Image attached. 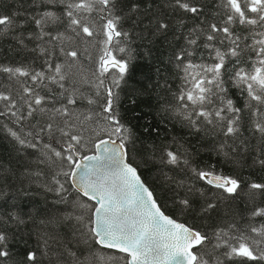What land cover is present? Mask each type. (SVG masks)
I'll return each mask as SVG.
<instances>
[{
  "label": "snow or ice",
  "instance_id": "snow-or-ice-1",
  "mask_svg": "<svg viewBox=\"0 0 264 264\" xmlns=\"http://www.w3.org/2000/svg\"><path fill=\"white\" fill-rule=\"evenodd\" d=\"M40 3L45 4L46 0ZM218 3L222 10V14L217 13L221 15L220 22L209 23L201 33L206 40L202 47L207 50L201 62L190 59L192 52L187 49L175 57L182 74V87L174 95L175 103L167 108L190 128L199 131L202 126H211L213 133L218 131L225 140L221 148L228 140H239L243 130H250L264 141V0H218ZM47 4L63 5V10L58 14L46 5L38 15H32L31 22L39 30L35 38L48 37L49 42H57L62 60H51L53 53L40 48L41 55L49 57L41 70L0 64V73L6 74L10 82L8 85L0 82V89H4L0 90V117H12L19 124L37 113L48 114L49 122L40 131L61 147L57 149L53 143H45L43 147L67 165V170L58 175L75 182V191L85 198L78 207L91 213L87 221L84 215L76 217L84 224V243L91 240L99 249L120 254L117 257L85 250L77 255L69 249L60 260L64 264H118L119 261L223 264L222 255L233 264L264 262V206L251 210L246 229L238 228L235 223L218 228L213 233L216 238L213 245L206 234L167 214L142 180L129 148L131 129L123 123L116 107V89L130 71L131 57L125 56L129 51L128 33L121 29V17L112 11L114 0H47ZM172 6L184 13L201 11L189 0H172ZM63 21L72 35L45 31L49 24ZM97 21L102 23L98 25ZM15 27V14H0V31ZM167 27V24L159 25L160 29ZM237 27H242L244 32L238 33ZM96 36L103 39L98 41L95 69L79 65L78 80L72 69L78 67L81 51L65 42L74 44L76 38H81L92 43L88 38ZM199 38L197 35L189 39V45H197ZM83 51L92 59L87 48ZM226 84L238 90L244 100L242 106H237L229 96ZM16 85L21 91H15ZM85 85L90 90L88 94L80 90ZM85 102L87 106L80 111ZM7 130L21 145L37 147L12 128ZM57 133L61 140H56ZM89 138L90 145L86 143ZM239 144L246 147L243 140ZM81 148L92 154L82 153ZM180 161L181 156L169 150L161 162L175 165ZM259 163L264 165V159ZM193 171L198 180L229 196L243 191L241 181L233 176L212 170ZM54 181L58 185L55 191H67L59 179L54 177ZM246 187L253 194L264 192V183L252 182ZM180 205L187 209L190 202L183 199ZM214 207L208 203L203 210L207 212ZM209 246L212 252L205 250ZM220 248L225 251L215 255V250ZM13 255L8 235L0 231V264H7ZM37 261V252L29 251L22 264H37Z\"/></svg>",
  "mask_w": 264,
  "mask_h": 264
},
{
  "label": "trees",
  "instance_id": "trees-1",
  "mask_svg": "<svg viewBox=\"0 0 264 264\" xmlns=\"http://www.w3.org/2000/svg\"><path fill=\"white\" fill-rule=\"evenodd\" d=\"M189 2L201 11L198 14L181 12L172 6V0H114L112 11L121 17V29L128 33L129 51L125 56L131 57L130 71L116 89V107L123 123L132 132L129 144L132 159L139 165L140 175L163 204L166 213L206 234L214 245L213 233L218 228L235 223L238 228L246 229L251 210L264 206V192L253 194L246 187L252 182L264 183V165L259 163L264 159V141L250 130H243L239 140H243L246 147L240 145L239 140H228L221 148L225 140L218 131L213 133L211 126H202L199 131L190 128L186 121L167 108L175 103L174 95L182 87L176 55L187 49L192 52L190 59L201 62L202 54L207 52L202 47L206 42L202 30L206 31L209 23L221 20V15L217 14H222L218 0ZM46 5L58 14L63 10V5L47 4V0L45 4L40 0L35 3L33 0H0V14H15L17 21L13 30L0 31V64L41 70L49 57L42 56L40 48L53 53L51 60H62L57 42H49L48 37L43 40L35 38L39 30L30 17L38 15ZM134 5L137 6L135 9ZM101 23L97 21L98 25ZM160 24L168 27L160 29ZM45 31L72 35L70 29L66 30V21L49 24ZM236 31L243 33L244 29L237 27ZM197 35L200 36L197 45H189V39ZM88 39L93 42L81 38H76L74 44L65 42V45L78 47L81 51L78 67L72 69L78 80L79 65L82 64L84 69H95L100 47L98 41L103 37ZM85 48L92 59L84 53ZM0 82L4 85L10 83L3 73H0ZM226 86L229 87V96L237 106H242L244 100L238 90ZM80 90L85 94L90 91L87 85ZM15 91H21L19 85ZM86 106L85 102L79 110ZM48 122V114L40 113L19 124L14 123L12 117H0V231L8 235L14 253L7 264H22L29 251L37 252V264H64L60 257L62 254L66 256L69 249L77 255L85 250H98L97 254L118 257L119 253L99 249L91 240L84 243V224L76 217L84 215L87 221L91 213L78 207L85 198L75 191L72 182L58 175L67 170V165L43 147L45 143H53L57 149L61 147L40 131ZM8 128L37 147L21 145L10 135ZM84 135L89 137L87 132ZM56 140H61L59 133ZM86 143L90 145L92 140L89 138ZM80 150L84 154L92 153L86 148ZM169 150L181 156L178 164L161 162ZM193 169L233 176L241 181L243 191L236 196L222 193L198 180ZM54 177L64 183L67 191H55L58 185ZM183 199L190 202L187 209L180 205ZM208 203L215 207L205 212L203 209ZM205 250L213 251L210 246ZM224 251L220 248L214 254L220 255ZM220 258L223 264H233L222 255ZM248 264L264 262L250 261Z\"/></svg>",
  "mask_w": 264,
  "mask_h": 264
},
{
  "label": "water",
  "instance_id": "water-1",
  "mask_svg": "<svg viewBox=\"0 0 264 264\" xmlns=\"http://www.w3.org/2000/svg\"><path fill=\"white\" fill-rule=\"evenodd\" d=\"M92 154V153H91ZM91 154H88V155H91ZM140 174V173H139ZM141 178H142V176H141ZM142 180L144 181V179L142 178ZM72 182V184H73V186H74V184H75V182L74 181H71ZM145 182V181H144ZM146 183V182H145ZM147 184V183H146ZM74 188H75V186H74ZM151 189V188H150Z\"/></svg>",
  "mask_w": 264,
  "mask_h": 264
}]
</instances>
